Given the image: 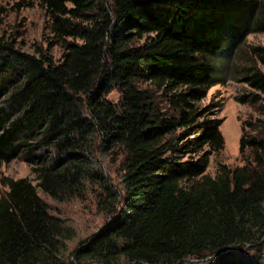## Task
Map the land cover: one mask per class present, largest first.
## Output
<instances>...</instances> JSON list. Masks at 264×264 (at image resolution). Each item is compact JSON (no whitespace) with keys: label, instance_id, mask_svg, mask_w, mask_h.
<instances>
[{"label":"trees","instance_id":"trees-1","mask_svg":"<svg viewBox=\"0 0 264 264\" xmlns=\"http://www.w3.org/2000/svg\"><path fill=\"white\" fill-rule=\"evenodd\" d=\"M32 2L62 51H25L15 33H0V162L21 159L32 173L4 179L0 264H65L72 230L36 189L83 198L89 183L110 217L76 244L72 264H180L213 254L212 264H264V44L249 47L252 60L228 62L248 33L264 32V0L17 5ZM229 72L246 86L234 99L257 114L240 123L242 163L218 161L211 175L208 155L223 137L199 102ZM112 89L115 101L106 97ZM113 147L118 186L95 159ZM244 245L255 251L236 253Z\"/></svg>","mask_w":264,"mask_h":264},{"label":"rangeland","instance_id":"rangeland-1","mask_svg":"<svg viewBox=\"0 0 264 264\" xmlns=\"http://www.w3.org/2000/svg\"><path fill=\"white\" fill-rule=\"evenodd\" d=\"M19 1L21 0H0V5L5 7L0 24V33H15L17 45L25 51H32L35 46L40 45L47 48L53 58H57L62 51V46L48 31L47 17L43 9L35 2L18 6L17 2ZM255 44H264V32H251L245 36L240 48L228 59L229 69L233 64L242 63L245 59L252 60L254 56L249 53V47ZM231 77L232 73L229 72V77L224 82L215 83L207 88L205 96L199 102L201 105L207 106L209 116L217 118L218 129L223 137L222 148L208 155L205 171L211 175L214 174L215 165L218 161L225 162L229 166L242 163L238 153V142L241 134L240 123L244 118H253L257 114V109L255 111L254 107L252 108L248 103H241L234 99V95L244 90L246 86ZM118 96L119 93L115 89L106 95L108 99L114 101ZM156 99L159 104H163V96L159 92ZM262 101L264 102V97ZM118 149L113 147L95 152L97 163L115 186L120 184ZM19 176L32 177L28 163L17 158L0 162V194L6 189L4 183L6 177L16 178ZM36 191L47 203L48 212L60 217L72 230V236L64 242L65 246L61 255L65 264H72L71 252L76 244L94 233L109 220L110 215L103 212L96 204L95 193L98 188L95 184L89 183L83 198L70 197L64 200H56L39 188ZM262 205L264 208V200ZM258 243H263L262 248H264V238L260 239ZM232 249L230 248L228 251L233 252ZM253 251H255V246L244 245L236 253L244 254ZM216 257L217 255L213 254L203 259H188L180 264H212L215 259L217 260Z\"/></svg>","mask_w":264,"mask_h":264},{"label":"water","instance_id":"water-1","mask_svg":"<svg viewBox=\"0 0 264 264\" xmlns=\"http://www.w3.org/2000/svg\"><path fill=\"white\" fill-rule=\"evenodd\" d=\"M223 251H224V250H220V251H218V253H219V252H223Z\"/></svg>","mask_w":264,"mask_h":264}]
</instances>
